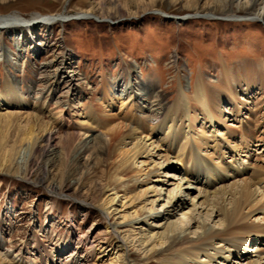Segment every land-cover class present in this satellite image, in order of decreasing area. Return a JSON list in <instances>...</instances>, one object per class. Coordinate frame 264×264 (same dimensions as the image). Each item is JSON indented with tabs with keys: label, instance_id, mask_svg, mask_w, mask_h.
<instances>
[{
	"label": "bare ground",
	"instance_id": "obj_1",
	"mask_svg": "<svg viewBox=\"0 0 264 264\" xmlns=\"http://www.w3.org/2000/svg\"><path fill=\"white\" fill-rule=\"evenodd\" d=\"M207 13L241 17L226 8ZM242 13L241 18L264 22V1L248 0ZM91 17L97 18L91 12L31 20L0 16V31L15 45V51L8 48L2 35L0 57L17 70L28 53L36 58L49 53L50 45L34 36L40 27L48 32L53 24ZM59 54L36 66L37 82L51 81L45 93L33 86L25 92L21 78L6 71L0 90V167L21 166L28 181L41 152L40 166L51 178L48 168L73 155L78 165L72 173L80 178L71 181L66 175L50 185L59 203V197L75 200L68 192L84 185L83 168L88 172L100 165V181L88 194L106 221L99 234L105 237L93 243L73 221L71 236L52 243L46 250L50 256L36 259L29 248L9 249L11 238L0 222V264H264V98L252 102L249 97L253 83L264 93V66L248 74L246 67L231 73L224 68L220 81H206L201 73L194 86L181 84L170 104L145 83L115 77L106 83L96 112L79 101L75 73L66 75L64 64L72 65V53ZM62 85L67 100L57 94ZM251 105L260 115L256 125L248 116ZM66 125L77 133L61 134Z\"/></svg>",
	"mask_w": 264,
	"mask_h": 264
},
{
	"label": "rangeland",
	"instance_id": "obj_2",
	"mask_svg": "<svg viewBox=\"0 0 264 264\" xmlns=\"http://www.w3.org/2000/svg\"><path fill=\"white\" fill-rule=\"evenodd\" d=\"M247 1L0 0L2 17L17 15L23 20H31L35 16H74L88 12L97 17L56 23L50 26L48 32L37 26L40 28L34 36L42 43L50 45L49 53L40 58L28 53L20 61L21 66L17 70L0 57V90H4L5 73L10 70L24 82V91L27 86H33L34 91L47 92L51 81L49 84L38 83L39 71L36 66L49 62L54 55H60V52L65 55L72 53V65L69 67V63L64 64L67 68L66 75L74 77L75 73L79 80V101L83 99L84 107L90 105L96 112H100L98 99L106 91V83L112 82L115 77L125 76V81L132 79L135 85L136 82L145 83L150 91L162 95L164 103L170 104L178 96L179 86H194L201 73L206 81L215 78L220 81L224 68L231 73L236 66L246 67L247 74L250 73L249 69L259 66L255 71L259 70L260 73L264 66V22L258 18H241L245 17L242 16V9ZM224 8L240 14L241 17L233 19L208 16L207 12L222 13ZM13 32L17 35L19 31ZM2 35L5 45L15 51L9 34L1 31L0 48L3 46ZM65 86H60L57 92L59 97L62 96L61 100H67L62 95L66 92ZM253 86L256 89L251 88L254 91L249 97L252 102L256 98L260 101L259 98H264V93L258 90L259 85L256 83ZM28 102L33 104L36 101L32 99ZM148 103L149 99L144 106ZM249 107L253 108L254 105ZM241 111L245 116L248 113L245 108ZM254 111L255 108L248 116L256 125L260 115ZM45 116L46 114L44 118ZM46 120L49 121L48 118ZM73 130L74 125H66L60 132L67 134ZM3 134L7 135V132L3 131ZM41 156V152L35 154L33 165L29 168L31 176L28 181L22 179L21 166L0 167V222L6 227L7 240L11 238L9 249L19 252V249L29 248L32 251L28 253L36 259L47 254L50 256L51 252L48 251H51L53 244L56 245L58 240H67L71 236L69 224L73 221L76 222L78 231L90 237L91 242L104 238L105 235L103 237L99 234L106 229V221L101 212L93 207V194H88V188L100 181L101 166H92L88 172L83 168L81 172L85 174L82 175L84 185L68 192L70 196H76L72 197L75 200L59 197V203H55L54 196L49 191L50 185L60 184V180L66 175L71 181L79 179L80 174L77 176L72 173L78 162L72 155L70 161L63 160L57 163V168H48L53 172L50 178L42 171L45 165L40 166ZM82 201L91 207H84ZM109 237L107 236L108 239ZM42 250L48 251L44 254Z\"/></svg>",
	"mask_w": 264,
	"mask_h": 264
}]
</instances>
